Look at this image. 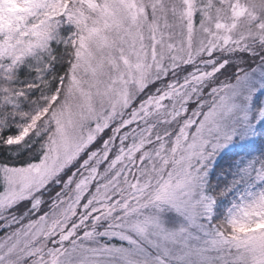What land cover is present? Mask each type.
<instances>
[{"label": "snow or ice", "instance_id": "snow-or-ice-1", "mask_svg": "<svg viewBox=\"0 0 264 264\" xmlns=\"http://www.w3.org/2000/svg\"><path fill=\"white\" fill-rule=\"evenodd\" d=\"M0 264H264V0H0Z\"/></svg>", "mask_w": 264, "mask_h": 264}, {"label": "rangeland", "instance_id": "rangeland-1", "mask_svg": "<svg viewBox=\"0 0 264 264\" xmlns=\"http://www.w3.org/2000/svg\"><path fill=\"white\" fill-rule=\"evenodd\" d=\"M0 235H2V234H0Z\"/></svg>", "mask_w": 264, "mask_h": 264}, {"label": "trees", "instance_id": "trees-1", "mask_svg": "<svg viewBox=\"0 0 264 264\" xmlns=\"http://www.w3.org/2000/svg\"><path fill=\"white\" fill-rule=\"evenodd\" d=\"M0 234H2V233H0Z\"/></svg>", "mask_w": 264, "mask_h": 264}]
</instances>
